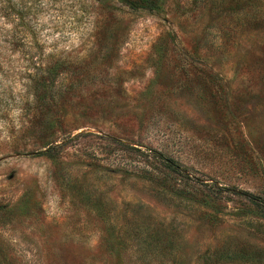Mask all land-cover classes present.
Wrapping results in <instances>:
<instances>
[{
    "label": "rangeland",
    "instance_id": "374dc122",
    "mask_svg": "<svg viewBox=\"0 0 264 264\" xmlns=\"http://www.w3.org/2000/svg\"><path fill=\"white\" fill-rule=\"evenodd\" d=\"M10 1L0 264H264V0Z\"/></svg>",
    "mask_w": 264,
    "mask_h": 264
},
{
    "label": "trees",
    "instance_id": "16d2710c",
    "mask_svg": "<svg viewBox=\"0 0 264 264\" xmlns=\"http://www.w3.org/2000/svg\"><path fill=\"white\" fill-rule=\"evenodd\" d=\"M118 1L122 2L124 5H126L127 7L133 10H137L140 8H145V9L159 8V0H118ZM10 2H11L10 0H0V12L6 10L7 16L10 15L12 12V5L10 4ZM13 32L15 33L14 30H10L7 31L5 34L6 36L5 41H8V43L18 40V37H16ZM68 68H69L68 64L65 62H61L60 60H51L49 63H46L45 65L36 68V70L30 75L31 81L35 88V92H36L35 95H38L40 91H45V90L50 91L52 95V91L54 88H56V84L58 80L64 74V72H66ZM61 146L62 144H58L53 147L51 146L45 149L42 153L52 157L54 155V150L60 148ZM154 155L157 158L161 159V161L164 162L167 165V167H169L170 169L175 171H182L180 165H178V163L174 159L168 158L165 155L158 152H155ZM247 199L253 205L259 207L264 205V201L256 199L254 195H248ZM261 253L264 256V251H262ZM145 264H151V262H147Z\"/></svg>",
    "mask_w": 264,
    "mask_h": 264
}]
</instances>
